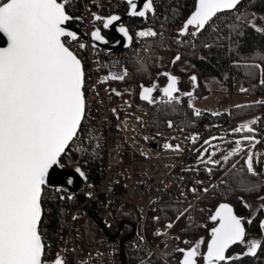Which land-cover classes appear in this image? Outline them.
<instances>
[{"label": "snow or ice", "instance_id": "obj_1", "mask_svg": "<svg viewBox=\"0 0 264 264\" xmlns=\"http://www.w3.org/2000/svg\"><path fill=\"white\" fill-rule=\"evenodd\" d=\"M70 2L0 0V33L7 37V47H0V264H42L45 250L40 233L43 186L49 169L59 163L69 144L79 138L84 120V72L80 59L70 50L69 41L65 39H78L76 32L65 27L67 22L78 19L66 11ZM126 3L130 6L128 15L132 17H146L147 12H154L153 0L143 3V10H137V0H126ZM241 3L242 0H198V6L181 34L187 35L188 27L194 25L197 31L191 34L198 35L218 13L236 10ZM94 18L97 21L104 19L99 15ZM120 19L118 15H111L103 27L108 28ZM241 19L247 17L241 13L237 20ZM249 24L256 31H264L254 23ZM119 30L131 39L125 28ZM138 35L151 37L156 33L148 30L140 31ZM92 36L104 41L99 29L92 32ZM260 73V83L264 85V68H260ZM169 78L170 83L163 92L168 102H172L178 99L173 95L177 91L178 78ZM191 80L195 81L196 77ZM154 90L144 88L141 98L150 100V93ZM196 115H199L198 111ZM242 127L249 133L254 131L251 126ZM244 139L259 142L253 136ZM236 143L238 147L230 155L242 150L239 148L241 142ZM228 159L229 155L224 156L225 161ZM245 163L248 173L257 176L253 155H248ZM211 219L218 220L219 226L212 229V239L204 256L206 264H221L233 259L227 257L226 252L237 243L247 244L245 254L251 256L264 246V241H245L243 218L235 215L231 206L221 204ZM261 228L264 229V221ZM202 243L203 240L184 254L182 264H197ZM179 251L185 252L184 249ZM55 264H63V261L57 258Z\"/></svg>", "mask_w": 264, "mask_h": 264}, {"label": "trees", "instance_id": "obj_2", "mask_svg": "<svg viewBox=\"0 0 264 264\" xmlns=\"http://www.w3.org/2000/svg\"><path fill=\"white\" fill-rule=\"evenodd\" d=\"M60 1V0H59ZM196 9V0H166L161 3L159 11L156 12L151 23L152 31L156 33L151 38L148 47H145L139 59L127 61L128 75L123 82H111L108 85L109 92L114 89L120 90L124 85L135 84L141 91L144 88H165L169 83V77L175 76L181 79L196 77V83L192 81L193 87L189 93L182 95L177 100L168 102V98L149 100L151 111L147 114L148 121L153 133H162L175 130L189 134L194 131H209L212 126H225L230 123L236 124L245 119L258 116V135L262 136L264 142V103L255 105H241L233 107L230 112L214 115L209 112L199 113L188 103L191 97L202 99L206 96L217 94H229L232 92V77H237L240 82V90L234 94L245 96H264V85L260 83V68H264V31L254 30L249 22L254 23L257 28L264 29V0H245L236 12L219 14L198 35L191 33L184 36L179 27L186 24L191 14ZM68 14L76 17L79 13V5H69L66 8ZM243 14L247 19L237 20V15ZM218 19L217 22H215ZM235 25V27H232ZM160 31L164 32V39L159 40L156 36ZM163 55H166L164 57ZM179 57L177 60L176 58ZM186 63L187 69H181L180 64ZM256 66H259L256 67ZM167 74V75H165ZM246 89L247 91H241ZM114 102L119 100L114 93L109 94ZM142 99V98H141ZM171 123V126H169ZM94 132H88L87 141L83 144L84 151L79 156L71 147L62 156L60 164L65 169L81 167L86 173L89 181L100 183L101 167L105 161L103 142L101 140L102 128L98 120L93 122ZM158 137V135H155ZM98 149L93 153V148ZM263 155V154H262ZM132 157H145L138 154L128 143L125 146L124 158L129 161ZM259 172L257 176L248 173L245 166V157L239 155L230 160L225 167L220 164L216 166L201 165L200 168L208 174H213L219 179L225 180L229 187L226 197L217 201L213 211L220 203L231 206L235 215L243 218L245 228V241L259 239L264 241V229L261 222L264 221V210L259 209L252 214L248 199L264 195V172L263 162H256ZM235 165V168H233ZM119 190H124V179H119ZM78 205V201H70ZM94 210V209H93ZM159 218V219H157ZM251 220V223L248 221ZM140 218L127 205H119L115 210V223L109 225L111 233H116L123 222L138 224ZM67 222V209L52 206L47 222L49 246L56 250L64 246V236ZM171 224L170 230L177 234L180 239V247L174 258L175 264H182L184 254L191 250L187 244L193 241V245L201 240L199 246L200 256L197 264H205L204 256L207 253V245L212 239L214 221L208 219V226L203 228L200 223L189 224L180 207L162 206L158 210L149 213L146 219V233L149 237L153 232L166 225ZM80 245L86 249H107L111 240L105 235L86 214L85 222L81 224ZM92 233L87 236L88 231ZM125 235H130L132 230L124 226ZM88 238V239H87ZM133 239L139 240V231L133 235ZM187 242V243H186ZM184 249L181 253L179 250ZM247 244H234L226 252L227 257L233 259L221 262V264H264V246L257 250L255 256L246 255ZM128 264H167L154 255H147L142 249L126 247Z\"/></svg>", "mask_w": 264, "mask_h": 264}, {"label": "built area", "instance_id": "obj_3", "mask_svg": "<svg viewBox=\"0 0 264 264\" xmlns=\"http://www.w3.org/2000/svg\"><path fill=\"white\" fill-rule=\"evenodd\" d=\"M165 1L153 0L154 12H147L146 17L143 18L129 17L119 25L131 36L130 47L120 51H108L96 47L90 38L92 32L99 29L108 44L118 43L119 38L104 28L103 23L111 15L123 17L127 13L128 4L124 0H71L67 5V7L70 4L79 5V13L76 16L78 19H75L72 24L87 36L86 41L82 38L76 41L65 38L69 41L70 50L83 65V91L86 104L79 138L75 139L70 147L81 156L84 151L82 146L87 141L85 134L95 131L96 126L93 122L98 120L102 128L100 137L103 142L105 161L101 167L100 183L89 181L87 177L85 185L74 193L63 188L47 186L43 188L40 233L45 244L43 260L48 264H54L57 258H61L63 264H122V238L127 236L124 227L119 236L111 240L110 247L107 249H86L80 245L81 223L88 211H94L108 228L115 223V210L119 205L129 206L140 218L138 224H135V233L138 229L139 240L131 236L125 242V247L135 250L140 248L149 256L154 255L167 264H175L174 258L180 247L179 236L160 227L149 237L146 233V219L149 213L162 206L180 207L184 209L189 224L200 223L203 228H206L214 204L228 194L229 188L225 180L192 166L198 156V148L204 141L211 135L228 128L229 124L212 126L206 132L189 133L190 140H195V144L193 146L188 144L176 155L162 156L153 153L147 157H132L129 161H125L124 158L127 141L121 131V125L128 126L127 117L134 116L133 114L137 112L147 115L151 111V104L141 99V90L135 84L124 85L120 89L121 98L114 102L108 94V84L123 82L127 77L128 57L132 54L140 55L150 42L149 37H141L138 33L151 29L155 14L159 11L161 3ZM95 15L104 19L95 21ZM157 38L163 40L164 32L160 31ZM81 44L84 47H80ZM113 76L123 77V79H113ZM239 88L240 84L237 80L235 91ZM254 126L257 127L258 123ZM183 132L185 133L184 130ZM153 141L157 143L159 150L162 147L161 143L158 139ZM94 147L93 153L98 151L96 146ZM120 177L124 179L122 192L118 186ZM79 197L83 198V202L79 201ZM73 199L78 201V205L70 203ZM53 205L67 209L64 246L56 250L49 246L47 229L49 213ZM127 226L133 231L130 225ZM192 246L191 240L187 248Z\"/></svg>", "mask_w": 264, "mask_h": 264}, {"label": "rangeland", "instance_id": "obj_4", "mask_svg": "<svg viewBox=\"0 0 264 264\" xmlns=\"http://www.w3.org/2000/svg\"><path fill=\"white\" fill-rule=\"evenodd\" d=\"M223 14H227V13H223ZM217 21L218 19L215 22ZM141 54L140 55L132 54L131 56L128 57L127 61L139 59ZM163 56L166 57V55ZM180 67L182 70L187 69L185 62H182L180 64ZM237 80H238L237 77H232L233 93L225 94L224 96H219L216 95L217 93H214L213 95L206 96L202 99H199L197 97H191L188 99V103L191 107H193L196 110V112L197 111L199 113L209 112L214 115H219L224 112H230V110L236 106L255 105L259 103H264V96H245V95L234 94L237 92L235 91ZM178 81H180L181 84L183 85V89L176 91V95L178 97H181L185 93L191 91V88L193 87L192 80L180 78L178 79ZM222 107L224 108L223 112L220 111V108ZM133 115L134 116L127 117L128 126H124L122 124L121 131L123 132L128 145L140 155H143L145 157L153 155V152H151L149 145L151 143V139L153 137H156L155 135H158L157 137L158 141L162 145V147L156 152V154L162 156L176 155L182 152L187 147L188 144H190V146H193L196 142L195 140H190L189 138L190 136H188V134H185L184 132H178V131L176 132L175 130L166 131L162 133H157V132L153 133V131L150 128L147 115L138 112ZM137 118L139 120H137ZM252 121H257V119L256 120L249 119L246 121H242L236 124L235 126H230L222 130L220 133H215L210 137H208L204 141V143L198 148V153H197L198 156L194 162V165L195 166L201 165L203 167L206 166L212 167L220 164L221 167L223 168L235 156L241 155L245 157V161H246L248 155L251 154L253 155V168L255 172L256 173L259 172L255 164L256 162L262 161L263 169H264V142H262L263 140L262 136H259L257 134L258 129H256L254 124L251 123ZM242 126H251L254 129V131L249 133L246 131V128ZM238 128H240L241 130L236 131V129ZM246 136H253L255 138V141H259V142L254 143L245 140L244 137ZM206 141L207 143H205ZM237 141L241 142L239 144V148L242 150L237 152V154L235 155H230V153H232L238 147L236 143ZM226 155H229V159L227 161L224 160V156ZM209 161H219V163H211ZM261 197H264V195ZM261 197L248 199V204L250 205L252 214L256 213L259 209L264 210V200H262ZM216 212L213 214V216L216 214ZM83 222H85V219L82 221V223ZM217 222L218 223L216 227L219 226V221L217 220ZM168 225H166L165 228L167 230H170L171 227H168ZM88 235L92 237V233L90 232V230L88 231L87 236ZM196 245L197 244L193 245L192 248L195 247Z\"/></svg>", "mask_w": 264, "mask_h": 264}, {"label": "water", "instance_id": "obj_5", "mask_svg": "<svg viewBox=\"0 0 264 264\" xmlns=\"http://www.w3.org/2000/svg\"><path fill=\"white\" fill-rule=\"evenodd\" d=\"M126 2V0H124ZM58 2H60L58 0ZM147 0H137V4H138V9L137 10H143L142 8V4L143 3H146ZM244 2V0H242V3ZM241 3V4H242ZM240 4V5H241ZM238 5L237 8L240 6ZM198 6V0H196V7ZM66 8H67V5H66ZM130 11V6L128 5V11L127 13L121 17V19L119 21H115L113 22L112 25H110L108 28H106L107 30H109L114 36L118 37L119 38V41L118 43L114 44V45H110L108 44V41L104 38V41H99V40H95L93 38V36L90 38L92 44L96 47H100V48H105L106 50L108 51H120V50H123V49H128L130 47V42H131V39L129 40L128 37L124 36L122 34V32L119 30L120 27L119 25H121L123 23L124 20H126L127 18L129 17H132V16H129L128 15V12ZM234 10H231V11H223V12H220L218 13L217 15L219 14H223V13H230ZM191 17V16H190ZM133 18H143V17H133ZM75 19L69 21L66 23L65 27H67L69 30L71 31H74L77 33V36H78V39L79 38H82L83 40H87V36L81 31V30H78L76 29L74 26H73V22H74ZM96 21V20H95ZM207 26V25H206ZM205 26V28H206ZM191 28H194V32L197 31L196 29V26L192 25V26H189L188 27V33H189V30ZM204 28V29H205ZM203 29V30H204ZM202 30V31H203ZM201 32V31H200ZM199 32V33H200ZM101 34V33H100ZM102 36V35H101ZM130 36V35H129ZM0 47H7V37L3 36L2 33H0ZM82 64V63H81ZM82 68H83V65H82ZM169 83H170V78H169ZM168 83V84H169ZM196 83V81H194V84ZM177 85H178V82H177ZM168 86V85H167ZM166 86V87H167ZM165 87V88H166ZM177 87V86H176ZM164 89V88H163ZM162 89V90H163ZM178 89V88H177ZM111 93H114L116 96H120V94L118 95L117 92L115 89L111 92H109V94ZM143 93V92H142ZM144 94V93H143ZM175 94V92L173 93V95ZM148 101V100H147ZM72 143V142H71ZM70 143V144H71ZM70 144L68 146V148L70 147ZM68 148H66L65 152L61 155V157L59 158V163L57 165H54L51 169H49V173H48V177H47V181H46V184L43 186V188L45 186L47 187H56V188H63V189H66L68 192L70 193H74V192H77L79 191V189H81V187L83 185H85L86 181H87V176L86 174L84 173V171L77 167V168H74V169H65L61 164H60V161H61V158L62 156L67 152ZM149 148L151 151H157L158 150V146H157V143L156 142H151L150 145H149ZM79 201L80 202H83V198L82 197H79ZM234 212V211H233ZM88 214L89 216L95 221V223L98 225V227L101 229V231L103 232V234L105 235L106 239L108 240H114L115 238H117L122 230V228L125 226V225H130L133 229V231L131 232L130 235H127L125 237L122 238V250H121V262L122 264H128V261H127V257H126V247H125V242L135 234V224L134 223H131V222H123L122 224H120V226L118 227V230L116 233H111L109 231V229L107 228V226L103 223V221L101 220V218H99V216L92 210L88 211ZM235 214V213H234ZM217 225H215L213 228H215ZM211 242V241H210ZM206 256V255H205ZM44 258V255L42 257V264H48L46 262H44L43 260ZM61 259V258H60ZM62 260V259H61ZM55 264V263H54ZM206 264V263H205Z\"/></svg>", "mask_w": 264, "mask_h": 264}, {"label": "flooded vegetation", "instance_id": "obj_6", "mask_svg": "<svg viewBox=\"0 0 264 264\" xmlns=\"http://www.w3.org/2000/svg\"><path fill=\"white\" fill-rule=\"evenodd\" d=\"M179 79V78H178ZM178 83H180L181 84V82L180 81H178ZM182 85V84H181ZM183 87V86H182ZM154 91L153 92H151L150 93V97L152 98V99H156V98H158V99H160V98H162V99H164V98H166L164 95V92H163V90H162V88H160V87H154ZM181 89H183V88H181ZM180 89V90H181ZM175 96L176 97H178L176 94H175Z\"/></svg>", "mask_w": 264, "mask_h": 264}, {"label": "crops", "instance_id": "obj_7", "mask_svg": "<svg viewBox=\"0 0 264 264\" xmlns=\"http://www.w3.org/2000/svg\"><path fill=\"white\" fill-rule=\"evenodd\" d=\"M183 85H181L180 83H178V85H177V90H180L181 88H183L182 87ZM216 95H219V96H224L225 94H216ZM220 111H224V108L222 107V108H220ZM249 120V119H248ZM246 121V120H245ZM206 263V262H205Z\"/></svg>", "mask_w": 264, "mask_h": 264}, {"label": "bare ground", "instance_id": "obj_8", "mask_svg": "<svg viewBox=\"0 0 264 264\" xmlns=\"http://www.w3.org/2000/svg\"><path fill=\"white\" fill-rule=\"evenodd\" d=\"M245 1V0H244ZM137 240V239H136Z\"/></svg>", "mask_w": 264, "mask_h": 264}]
</instances>
